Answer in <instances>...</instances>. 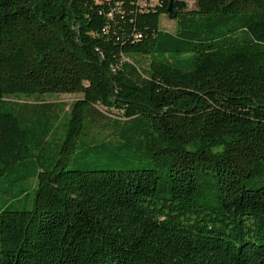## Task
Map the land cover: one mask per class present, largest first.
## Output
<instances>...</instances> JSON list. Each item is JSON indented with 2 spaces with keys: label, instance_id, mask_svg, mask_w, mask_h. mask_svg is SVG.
Returning a JSON list of instances; mask_svg holds the SVG:
<instances>
[{
  "label": "trees",
  "instance_id": "1",
  "mask_svg": "<svg viewBox=\"0 0 264 264\" xmlns=\"http://www.w3.org/2000/svg\"><path fill=\"white\" fill-rule=\"evenodd\" d=\"M171 1L0 0V181L36 182L0 264H264V0H197L175 34ZM47 94L82 95L63 139L6 101ZM98 108L154 169L67 170Z\"/></svg>",
  "mask_w": 264,
  "mask_h": 264
},
{
  "label": "rangeland",
  "instance_id": "2",
  "mask_svg": "<svg viewBox=\"0 0 264 264\" xmlns=\"http://www.w3.org/2000/svg\"><path fill=\"white\" fill-rule=\"evenodd\" d=\"M188 5V11L196 10L197 0H180ZM178 22L171 19L168 15H164L160 20V29L175 34L178 30ZM129 62L136 63L141 72L145 73L148 69L149 61L145 58L134 57L128 59ZM82 99V95H60L47 94L36 95L33 97L16 96L6 98L18 112L21 117L33 121V119L48 118L55 125L56 131L60 134V139L65 137L64 127L68 123L69 114L72 105ZM98 124L97 129L103 126L104 131L101 133L94 129L83 136L79 142V149L69 165L68 171L81 170H138V169H154V164L150 159L149 153L145 149L129 148L120 146L119 139L109 138L111 132L115 129L114 122L119 118V112L106 111L103 108L97 109ZM68 118V119H67ZM122 122V121H121ZM104 134V135H99ZM100 136V137H98ZM58 149L51 148L48 152L49 162H53ZM15 187L9 186L7 181H0V212L7 208L16 211L31 210L33 199L35 196L36 182L32 181L26 186V195L16 191ZM11 190L10 192H7ZM9 193V194H6ZM24 198L23 202L17 203L18 200Z\"/></svg>",
  "mask_w": 264,
  "mask_h": 264
},
{
  "label": "water",
  "instance_id": "3",
  "mask_svg": "<svg viewBox=\"0 0 264 264\" xmlns=\"http://www.w3.org/2000/svg\"><path fill=\"white\" fill-rule=\"evenodd\" d=\"M188 9V5L183 1L172 0L167 10V14L171 19H176L179 13Z\"/></svg>",
  "mask_w": 264,
  "mask_h": 264
},
{
  "label": "built area",
  "instance_id": "4",
  "mask_svg": "<svg viewBox=\"0 0 264 264\" xmlns=\"http://www.w3.org/2000/svg\"><path fill=\"white\" fill-rule=\"evenodd\" d=\"M157 0H140L139 4L142 8L148 9L156 5Z\"/></svg>",
  "mask_w": 264,
  "mask_h": 264
}]
</instances>
